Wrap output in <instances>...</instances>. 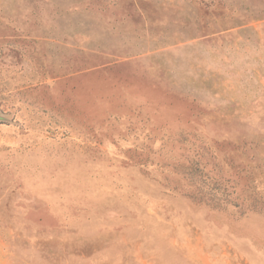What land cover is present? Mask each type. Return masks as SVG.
Returning <instances> with one entry per match:
<instances>
[{
    "label": "rangeland",
    "instance_id": "obj_1",
    "mask_svg": "<svg viewBox=\"0 0 264 264\" xmlns=\"http://www.w3.org/2000/svg\"><path fill=\"white\" fill-rule=\"evenodd\" d=\"M0 115V264H264V0H0Z\"/></svg>",
    "mask_w": 264,
    "mask_h": 264
},
{
    "label": "trees",
    "instance_id": "obj_2",
    "mask_svg": "<svg viewBox=\"0 0 264 264\" xmlns=\"http://www.w3.org/2000/svg\"><path fill=\"white\" fill-rule=\"evenodd\" d=\"M189 180H190V178H189ZM189 182H190V184H188V188L181 189V193H183L184 195L189 196L190 198H192L193 200H196V201L202 200L203 199V194L208 196L206 198H208L209 200H213V199L224 200V197H226L229 194L227 191H225L226 190L225 186H220L219 187L220 183H219L218 180H216V183L218 184L217 187H209L208 189H205L202 185L194 184L191 181H189ZM175 188H179L177 182L174 183V185H172V187L170 189H175ZM180 188H182V187H180ZM218 189H221V190L225 191L223 194H217L219 196L222 195L221 198L215 197L216 192L218 191ZM204 190H208L211 195L208 194V193L206 194L204 192Z\"/></svg>",
    "mask_w": 264,
    "mask_h": 264
},
{
    "label": "water",
    "instance_id": "obj_3",
    "mask_svg": "<svg viewBox=\"0 0 264 264\" xmlns=\"http://www.w3.org/2000/svg\"><path fill=\"white\" fill-rule=\"evenodd\" d=\"M0 119L4 120L5 116L4 115H0Z\"/></svg>",
    "mask_w": 264,
    "mask_h": 264
}]
</instances>
